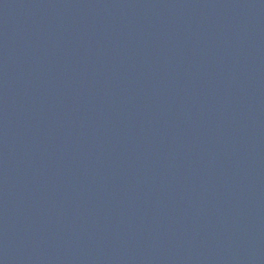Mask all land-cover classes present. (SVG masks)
<instances>
[{
    "label": "water",
    "instance_id": "water-1",
    "mask_svg": "<svg viewBox=\"0 0 264 264\" xmlns=\"http://www.w3.org/2000/svg\"><path fill=\"white\" fill-rule=\"evenodd\" d=\"M0 264H264V0H0Z\"/></svg>",
    "mask_w": 264,
    "mask_h": 264
}]
</instances>
